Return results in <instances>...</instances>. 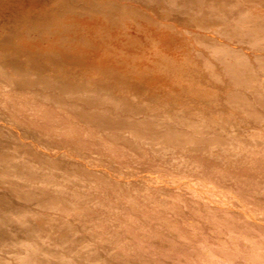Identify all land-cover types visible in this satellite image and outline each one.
Here are the masks:
<instances>
[{
    "label": "rangeland",
    "instance_id": "obj_1",
    "mask_svg": "<svg viewBox=\"0 0 264 264\" xmlns=\"http://www.w3.org/2000/svg\"><path fill=\"white\" fill-rule=\"evenodd\" d=\"M142 2V6L151 11L152 5L149 2L145 4L146 1ZM161 10L157 12L158 14L161 12L160 15L163 14L164 9ZM174 11L166 12L172 15ZM175 13L176 11L173 13L174 16L178 15ZM155 14L156 12H151L156 21L162 20V17L159 18ZM172 20L170 21L173 23L172 27L189 40L194 58L192 61L184 59L181 54L175 58L178 64L184 63V66L189 68V71L180 78L168 71H164V74L171 85L180 82L192 84L191 88L183 92L186 100L183 98L180 100L176 94L143 93L134 90L130 85H125L120 88L124 89L123 91L130 90V95L123 96L117 88L114 90L115 95L123 99L121 98V101L117 103L104 105H107L106 107L110 108L114 115H127L123 102L137 100L139 107H148V114L152 110L160 112L161 116L165 114L164 119L189 136L190 139L184 144L200 136L197 125L204 124L210 129L213 137L212 145L207 153H197V155L196 152L185 151L183 145H175L173 142H164L159 139H154L150 144L145 145L127 127L107 131L88 125L77 116L76 118L70 110L57 107L54 101H45L40 97L41 95H36L37 89L30 88V92L26 86L2 84L0 81V128L6 129L4 133L6 131L7 134H12L8 137L13 138L18 135L20 143L25 140V145L32 146L31 148L37 153L40 152V155L45 153L47 157L61 161L67 170L71 169L69 172L72 174L73 171L74 176H70L75 177L74 181L72 179L68 181L67 178L64 180L62 177L60 181L58 180L60 185L54 186L66 189L68 195L74 193L69 196L76 194L79 198L69 204L70 208L75 207V209L63 211V209H49L50 207L42 204L41 207L40 203H37L39 205L37 206L36 199L33 202L25 199L26 202H24L19 198L21 205L18 199V201L13 199L10 192L4 189L3 191L0 187L1 192L8 193V195L5 193V197L10 195L14 202H19L15 206L18 207L20 204V207L27 208L28 213L39 211L45 217L48 215L47 217L57 220V225L52 223L50 227L48 226L51 224L50 221L43 222L44 230H47L46 234L42 232L43 230L41 231L42 225L38 228L39 224L32 219L28 218V220L25 217L27 219L24 220L25 225L28 222L32 225L31 227L21 225L23 227L20 228L17 222H15L16 225L11 224L14 218L10 217L12 221L9 222L7 219L5 222L7 226L2 223L0 230L8 226L10 230L11 226L15 225L20 228L19 231L15 229V232L13 231L18 235L14 236L12 232L13 235L9 234L11 237L3 231L4 234L0 237L7 235L6 240L11 237L10 240L13 241V236L15 240L19 234H22L23 236L17 238L24 237L22 240L25 242L28 240V243L34 240V243L30 241L29 246H25L27 243L22 241L26 250L31 249L29 251L33 253L37 251L39 254L38 249L43 251L48 248L51 251L49 254H52L51 258L55 261L54 264L58 261L61 263L62 260L63 264H264V106L258 105L257 103L260 104L258 101L255 104L253 90L250 93V89L240 86L242 92L236 91L221 59L216 54L211 56L213 49L208 46H202L205 47L202 48L201 42L194 40L193 35L188 32V24L179 21L180 24L187 25L182 24V26L177 24V20ZM194 27L193 29H196ZM17 31L20 33L21 30ZM30 31L34 33L35 30L26 32L33 34ZM214 35H217V32ZM218 36L228 42L226 35L218 33ZM29 40L33 42L32 39ZM249 47L244 49L249 55V65L251 64L250 66L257 71L259 81L264 86L263 64L261 60L254 57L259 53V49L255 48L257 53L253 54L256 50ZM46 59L52 62L59 58L49 55ZM206 61H209V64ZM74 65L82 68L78 70L81 72L82 79L107 86L114 84L108 70L116 73L125 68L119 62H112V60L102 62L98 58L91 63L75 64L73 62L71 64L65 61L61 64L64 70H54L50 74L54 77L73 80L71 70L74 69ZM103 67H107L108 70H103ZM199 73L203 74V80H205L202 83L203 86L197 84ZM221 76L222 79H220ZM214 77L218 81H215ZM215 85L223 87L219 91L220 100L212 99ZM51 89L48 88L45 91L54 92V89ZM239 93L244 96L246 94L247 97L250 95V102L255 106L258 105L257 110L260 113L258 121L253 120L242 107L232 104L231 98L241 95ZM210 97L212 100L209 99ZM225 121L227 124L222 128ZM110 133L119 134L118 139H114ZM208 155L214 158L210 160L211 157L209 158ZM7 158L10 157L4 159L7 160ZM3 161L5 162H2L3 165H8L15 163L16 159L11 157L7 160L8 163ZM55 176L61 177L57 174ZM0 196H2L1 200L4 199L3 195ZM10 199L8 197L0 200V204L4 205L2 207L7 209L8 206L10 209L14 204ZM15 206L12 205V207ZM22 207L13 208L11 211L15 209L18 213L19 210L18 214H23L25 209ZM31 207L33 211H30ZM23 228H26L28 233ZM32 229L33 233L35 229L37 232L40 229V232L44 234L36 232L37 234H34L38 238L33 237L32 233L29 235ZM49 233L56 237H50ZM28 236H31V239ZM39 236L45 248L40 246ZM3 238L5 240V237ZM18 239L13 241V244L12 242L10 244L8 240L4 243L1 239L0 243L3 242L5 246L3 243V245L0 244L2 247L0 251H3L0 254L11 256L15 252L12 253L15 247H18L16 248L18 252L21 246L17 255H20L22 251L24 254L20 256H24L25 259L28 250L22 249L23 245H20L21 242H18ZM61 243L67 246L63 248ZM56 244L62 247L58 249ZM62 248L63 251H60ZM65 248L70 249L75 256L69 253L70 250L67 255ZM57 251H60V254ZM44 252L39 255L43 257L40 261L38 257V260L34 257L37 263H47V260L42 262L49 256L48 253L46 256ZM42 253L46 257L42 256ZM9 256L4 255L5 258L1 256L2 260L5 259L3 264L26 263H21L23 260H19L22 259L20 256L14 258V255ZM0 263H2L1 260Z\"/></svg>",
    "mask_w": 264,
    "mask_h": 264
},
{
    "label": "bare ground",
    "instance_id": "obj_2",
    "mask_svg": "<svg viewBox=\"0 0 264 264\" xmlns=\"http://www.w3.org/2000/svg\"><path fill=\"white\" fill-rule=\"evenodd\" d=\"M136 1L0 0V81L2 84H16L19 87L26 86L28 90L30 88H35L37 89V92L35 90L37 93L36 95H41L40 97L45 101H54L57 107L64 108V110L67 109V111L70 110V113L72 112L75 117L77 116L79 120L81 119L88 125L103 128L107 131H115L119 128L127 127L143 144L145 143V145L146 143L150 144L154 139H159L164 142H173L175 145H183L185 151L188 150L192 153L196 152V154L207 153L212 145L211 139H213V137L210 134V129L204 124L197 125L201 135L194 139V141L184 144L190 139L188 138L189 136H186L184 132L178 130L167 119H164L166 117L165 114L161 116L160 112L153 110L148 114V107H139L137 105V100H125L123 102V107L128 113L127 115H114L110 108L106 107L107 105L104 104L117 103L121 101V98L123 99V97L115 95L114 90L117 88L121 91L123 96L130 95V90L123 91L124 89H122V86L125 85H130L134 90L143 93L152 92L161 93L163 95L176 94L180 97V100L182 98L186 100L183 92L191 88L192 84L180 82L171 85L164 74V71H168L173 76L180 78L184 73L189 71V68L184 66V63L178 64L175 58L179 57V54L184 56V59H189L191 61L194 58L189 40L186 36L181 35L172 27L173 23L170 21L173 19L172 21L177 20L178 23H176L179 25L183 23L188 24V32L193 35L194 38H192L194 40L197 39L203 44L199 42L201 47L208 46L213 49V51L209 50L212 51L211 56L216 54L221 59L223 67L230 74L229 76L233 81L232 84L235 85L236 91L242 92L240 89L243 87L247 90L250 89V93H252L251 91L253 90V95H255L256 99L255 104L258 101L260 104H257L263 107L264 86L259 81L257 71L250 66L251 64L249 65V55L244 49L249 46V48L254 50H256L255 48L259 49V53H257L256 50L255 52L253 51V54L257 53L254 57L259 61L261 60L262 66L264 67V0H140L138 3ZM142 1H146L147 3L144 2L145 4L149 2L152 5L151 11L142 6ZM161 9H164L162 15H160L161 12L159 14L157 13ZM165 10H175L178 15L176 13V16L173 15L175 11L172 15L169 12V15ZM151 12H156L155 15L159 18L162 17V20L156 21L155 17L151 15ZM171 17L173 18L171 19ZM179 21L183 23L180 24ZM193 26H195L194 28L196 29H193ZM31 29L35 30L34 33L30 31L33 34L26 32ZM17 30H21L20 33ZM5 32L11 34L6 35ZM216 32L217 35H214ZM218 33L219 35H226L228 37V42L221 39ZM29 39H32L33 42ZM197 40L196 42H198ZM204 50L205 49H203V51ZM201 53H203L202 49ZM49 55L59 59L52 62L48 61L46 56ZM98 58H100L102 62L112 60V62H119V64L125 66L124 70H118L116 73L108 70L107 67H103V70H108L111 75L110 78L114 82L112 86L102 85L100 83L96 84V82L92 80L82 79L80 77L81 72L78 71L82 68L76 65H74V69L71 70L72 78H74L73 80L64 79L59 76L54 77L50 74L54 70H64L61 68V64L65 61L71 64L73 62H75V64L82 62L91 63ZM231 60H234V62H231ZM209 61H206V63L209 64ZM210 66L212 67V65ZM215 78L216 77H214V79ZM220 79H222V76ZM216 80L217 79H215V81ZM204 81L203 74L199 73L197 75V84L203 86L202 83ZM48 88L54 89V92L47 93L46 89ZM222 88L221 86L215 85L214 91L208 89L213 91V100H220L219 91L222 90ZM29 91L31 92V90ZM248 96L250 97V95ZM249 97H247L246 94L245 96L241 94L235 96L234 99L231 98V102L233 105L245 109L248 114L252 116L253 120L258 121L260 118V113H258L259 110H257L258 105L255 106L254 103L250 102ZM209 99H211V97ZM225 122L222 128L227 124V121ZM4 130L6 129L2 130L0 128V187L2 190L4 189L10 192V195H12L13 199H16V201H18L19 198H21V200L23 199L24 202H26L25 199L32 200V202L36 199V201H39L36 202L37 206H41L42 204L45 205V207H50L49 209H63V211L75 209V207L70 208L69 204H71L73 200H78V196L76 194L69 196L74 193H69L68 195L66 189L55 187L60 185L58 182L62 177L63 179L67 178L68 181H71L70 179L74 181L75 177L72 178V176H74L73 171L71 174V169H69L68 165H66V167H68L70 172L63 167L61 161H56L51 157H47L45 153V155H40L39 151V153H37L34 151L35 149L33 150V148H31L32 146L25 145V140L22 141L23 143H20L21 140L18 139L19 137L17 138V134V136H14L17 139L14 137L13 139L12 137H8L10 135L12 136V134L9 135L6 131L4 133ZM110 135L116 140L119 136V134L115 133H110ZM201 155L202 154H200V156ZM6 157L16 159L15 163L3 165V160H5L6 163L9 162L7 160L10 158L6 160L4 159ZM201 157L203 158V156ZM210 157V160L214 158L211 155ZM56 174L61 177H56ZM34 183H38L37 185L39 187L37 185L34 186ZM27 186L28 188H26ZM49 189H51V191L53 190V193L51 191L49 192ZM2 190L0 189V193H2L0 195H3L4 199L10 197V200H12L10 195L5 197L8 193L5 192V194L1 192ZM50 193L51 195H49ZM0 198H2V196H0ZM14 200L12 201L14 202ZM16 201L14 204H12L11 201L8 202L14 206L19 202L21 203L20 200L17 203ZM37 203L40 204L38 205ZM1 204L0 226L3 225L2 223L7 222V219L10 217L14 218V222H11V224L17 222L20 228L26 225L31 227V222V225L28 221L25 225L26 221L24 220L28 218L32 219L36 224H39L40 226L38 225V228H41V225L43 227V222L47 220L51 223L48 224L49 227L52 226V223L53 225H57V220H54L56 218L47 217L48 215L45 217L42 215V212L40 214L39 211L34 212L32 207L29 209L33 212L28 213L27 208L21 206L25 209V213L18 214L19 210L17 213L15 209H20V204L18 207H12L11 205V208L9 207L10 209H8L7 206L8 210L6 207H2L4 205ZM29 205L30 204H28V206ZM13 208H15L14 211H11ZM25 217L27 219H25ZM10 221L12 220L9 219V222ZM34 222L33 226L35 224ZM15 225H12L14 226L13 229L10 225L12 231H10L11 229L8 230L9 226L5 228L7 230L4 229L0 231H4L5 234L7 233L8 236H11L13 235L12 232L14 229L15 231L20 230V228ZM36 229L34 233L37 232ZM24 230L26 231V228ZM30 231L29 235L33 234V237H37L33 233V229ZM41 231L44 233L47 232V230H44V227ZM2 232L0 235L4 234V232ZM39 232L40 229L37 233ZM15 234L17 233H14V236ZM40 234L42 233L40 232ZM7 235L0 238L3 239L4 243L8 240L9 243L12 242L13 244V241L17 240V237L22 234H19L15 240L13 236V241L10 240L12 236L6 240ZM42 235L41 237H43ZM49 235L47 236L49 237ZM51 235L50 237L54 236ZM3 237H5V240ZM23 238L18 239V242H21L20 245H23L25 242L22 240ZM29 238L31 239V236ZM35 240L37 241L38 239ZM36 241L35 243L37 244ZM32 242L34 243V240ZM2 243L0 244L3 245L4 243ZM15 243L17 245L19 244L17 242ZM25 243H27L25 246H29L28 240ZM41 244L40 246L45 248V245H43L44 242H41ZM56 245L59 249L60 245ZM61 245H63V248L67 246L62 243ZM0 248L2 247L0 246ZM16 248L18 247H15V249L13 247L14 250L12 253L15 251L13 254L14 256H9L8 254L1 255L3 251H0L2 252L0 257L7 255L9 257L13 256L14 258L24 254V252L22 254L21 251L20 255H17L19 254V250H21V246L18 252ZM63 248L60 251H63ZM22 249H25L24 251L28 250L24 248V245ZM45 250L41 251L40 249L41 252ZM47 250L49 252H47ZM47 250L46 253H48L49 256H47L45 252L47 257L42 253V256L44 255L47 258H44L42 262L47 260V263L45 262L46 264H54L55 261L51 258L52 254H49L51 251L48 248ZM69 250H67V255ZM28 251L26 252L27 255L25 254L27 256L25 259L23 258L24 256H20L22 259L19 260H23L21 263L26 262L28 264H34V261H36V264L40 263H37V260L39 258L40 261L43 257H39L41 253L39 249V254L37 251L34 253L29 251L32 253L30 255ZM60 251L57 252L60 254ZM71 252L70 250L69 253L75 256V254ZM35 253L37 254L35 255ZM2 257L0 259L2 263L0 264L5 263L4 258L6 256L3 258L4 262ZM34 257H36L35 259L37 260H35ZM62 262L63 260L61 263ZM61 263L58 261L56 264ZM8 264H11V262Z\"/></svg>",
    "mask_w": 264,
    "mask_h": 264
}]
</instances>
